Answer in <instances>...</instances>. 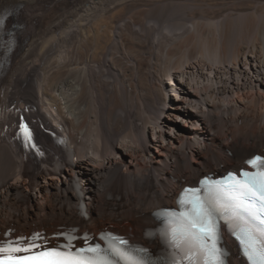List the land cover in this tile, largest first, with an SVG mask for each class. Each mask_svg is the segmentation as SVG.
<instances>
[{
  "label": "bare ground",
  "instance_id": "6f19581e",
  "mask_svg": "<svg viewBox=\"0 0 264 264\" xmlns=\"http://www.w3.org/2000/svg\"><path fill=\"white\" fill-rule=\"evenodd\" d=\"M9 9L0 240L111 230L167 250L156 214L185 185L264 154V0H0Z\"/></svg>",
  "mask_w": 264,
  "mask_h": 264
},
{
  "label": "snow or ice",
  "instance_id": "6c2138e0",
  "mask_svg": "<svg viewBox=\"0 0 264 264\" xmlns=\"http://www.w3.org/2000/svg\"><path fill=\"white\" fill-rule=\"evenodd\" d=\"M19 130L25 147L35 149L32 132L23 120ZM246 163L255 171H241L242 179L233 177L225 186L207 184L203 196L200 189L185 190L177 201L182 211L156 214L164 218V227L156 234L166 248L174 250L167 260L153 259L147 249L129 245L113 234H101L106 247L89 245L85 235V246L76 249L72 241L77 237L66 235L68 244L41 255L55 258L47 264H227V251L218 247L223 239V221L250 264H264V217L258 216V212L264 213V158L256 156ZM39 238L35 234L27 247L19 246L27 243L23 237L15 242H0V254L29 252L39 247L35 243Z\"/></svg>",
  "mask_w": 264,
  "mask_h": 264
},
{
  "label": "rangeland",
  "instance_id": "374dc122",
  "mask_svg": "<svg viewBox=\"0 0 264 264\" xmlns=\"http://www.w3.org/2000/svg\"><path fill=\"white\" fill-rule=\"evenodd\" d=\"M183 5H185L186 7H188V6L191 7V4H189V5L187 4V5H186V3H184V4H182V5H175V6H173V7H179V6L182 7ZM185 6H184V7H185ZM180 123H182V122H180ZM81 185H82V186L85 185L84 181H81V182H80V186H81Z\"/></svg>",
  "mask_w": 264,
  "mask_h": 264
}]
</instances>
